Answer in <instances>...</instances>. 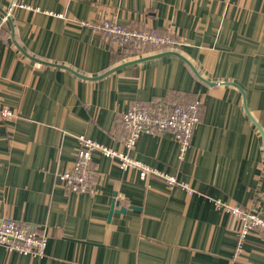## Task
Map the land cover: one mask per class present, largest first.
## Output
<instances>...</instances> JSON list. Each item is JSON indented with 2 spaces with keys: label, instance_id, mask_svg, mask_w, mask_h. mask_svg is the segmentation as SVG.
<instances>
[{
  "label": "crops",
  "instance_id": "obj_1",
  "mask_svg": "<svg viewBox=\"0 0 264 264\" xmlns=\"http://www.w3.org/2000/svg\"><path fill=\"white\" fill-rule=\"evenodd\" d=\"M20 1L31 9L13 7L0 36V97L14 113L0 116V218L39 225L47 241L43 255L0 245V264H264V233L251 230L238 249L240 222L214 203L264 215V0ZM9 3L0 0V19ZM104 18L169 30L176 51L214 84L175 55L98 79L33 59L88 77L134 59L81 23ZM204 49L215 51L212 66ZM191 98L199 121L181 159L170 132L141 133L130 155L192 192L141 179L99 150L90 191L59 182L79 135L123 150L130 104Z\"/></svg>",
  "mask_w": 264,
  "mask_h": 264
},
{
  "label": "built area",
  "instance_id": "obj_2",
  "mask_svg": "<svg viewBox=\"0 0 264 264\" xmlns=\"http://www.w3.org/2000/svg\"><path fill=\"white\" fill-rule=\"evenodd\" d=\"M31 9L30 5L20 0H10L8 9L0 19V35L6 24L8 15L13 7ZM89 25V22L81 21ZM98 32L108 40H112L120 51L127 49L130 53L139 57L146 54L165 50H177L180 42L168 30L164 33H156L147 28H132L122 26L108 18L101 19L98 24H93ZM200 101L195 99L186 104L156 103L144 105L134 102L121 112V119L125 130L122 138L123 150L114 149L94 139L79 135L75 152V160L71 167L58 173V180L68 190L74 192L90 191L95 172L92 169V151L99 150L107 157L114 159L121 169L133 168L141 179L149 176L161 178L167 185H180L189 193L192 190L188 184L178 181L174 175L166 173L140 161L130 155L135 146V141L141 133L170 132L178 143V158L181 159L188 147L195 124L199 121ZM0 116L11 118L13 111L3 105L0 97ZM219 209H223L240 222L237 231V248H241L246 235L251 230L264 233V215L245 210L238 205H229L220 199L214 201ZM47 237L39 225L20 222L11 218H0V245L8 251L29 255H43Z\"/></svg>",
  "mask_w": 264,
  "mask_h": 264
},
{
  "label": "water",
  "instance_id": "obj_3",
  "mask_svg": "<svg viewBox=\"0 0 264 264\" xmlns=\"http://www.w3.org/2000/svg\"><path fill=\"white\" fill-rule=\"evenodd\" d=\"M7 21L9 22L10 24V27H11V20L10 18H7ZM201 53L203 54H207L209 57V66H212L213 64V56L215 55V51L213 50H209V49H204L201 51ZM163 55H175L177 57H179L180 59H182L188 66L189 68L191 69V71L193 72V74L199 79L201 80L202 82H204L205 84L207 85H212L214 84L213 82L205 79L204 77H202L200 75V73L198 72L196 66L191 63L184 55H182L181 53L177 52L176 50H165V51H159V52H156V53H152V54H147V55H143V56H140V57H136L134 59H130L128 61H124L122 63H119L111 68H109L108 70H106L104 73H101L100 75H96V76H93V77H88V76H85V75H82L80 73H77L76 71L70 69L69 67L65 66V65H60V64H56V63H50V62H45V61H42L40 59H36V58H33L35 61H38L40 63H44V64H48V65H52V66H59V67H64L66 69H69L70 71L74 72L76 75L80 76V77H83V78H87V79H98V78H101L103 76H106L116 70H118L119 68H121L122 66H125V65H128V64H134V63H141V62H144V61H147V60H151V59H155V58H158L160 56H163ZM32 58V57H31ZM209 66H207L209 68ZM227 84H233L237 87H239L238 85H236L235 83H232V82H225ZM257 125V124H256ZM258 126V125H257ZM259 127V126H258ZM260 130V128H259ZM114 205H116V203H112L111 207L113 208ZM121 211H124V208H120Z\"/></svg>",
  "mask_w": 264,
  "mask_h": 264
},
{
  "label": "trees",
  "instance_id": "obj_4",
  "mask_svg": "<svg viewBox=\"0 0 264 264\" xmlns=\"http://www.w3.org/2000/svg\"><path fill=\"white\" fill-rule=\"evenodd\" d=\"M132 28H134V27H132ZM137 28V27H136ZM138 28H140V27H138ZM144 28V27H143ZM142 29V28H141ZM4 30V29H3ZM2 30V32H1V35L3 34V31ZM150 30V29H149ZM151 31H154V30H151ZM154 32H156V33H162V32H157V31H154ZM0 35V36H1ZM110 42H113L112 40H110ZM115 43V42H114ZM112 44V43H111ZM112 52L114 53V54H116V55H118V56H124V55H126L127 53H130V51H128L127 49H123V50H121V52L120 53H116V51L114 50V47L112 48ZM196 98H191V99H188L187 101H184V102H177L178 104H186V103H189V102H192V101H194ZM162 102V101H161ZM161 102H158V101H156V102H153V101H151L150 103H142V104H144V105H155L156 103H161ZM164 103V102H163ZM176 103V104H177Z\"/></svg>",
  "mask_w": 264,
  "mask_h": 264
},
{
  "label": "rangeland",
  "instance_id": "obj_5",
  "mask_svg": "<svg viewBox=\"0 0 264 264\" xmlns=\"http://www.w3.org/2000/svg\"><path fill=\"white\" fill-rule=\"evenodd\" d=\"M108 20H109V19H108ZM111 20H112V19H111ZM112 21H114V20H112ZM115 22H116V21H115ZM98 23H99V21H97V22H95V23H92V22H90V24H89V25H91V26H92L93 24H95V25H96V24H98ZM151 54H152V53H151ZM128 56H133V57H134V55H128ZM13 117H14V116H13Z\"/></svg>",
  "mask_w": 264,
  "mask_h": 264
}]
</instances>
